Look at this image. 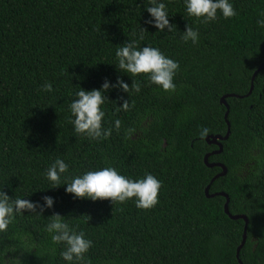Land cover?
<instances>
[{
	"label": "trees",
	"instance_id": "16d2710c",
	"mask_svg": "<svg viewBox=\"0 0 264 264\" xmlns=\"http://www.w3.org/2000/svg\"><path fill=\"white\" fill-rule=\"evenodd\" d=\"M164 2L172 31L144 23L148 0H0V187L12 199H55L43 216L25 212L0 233V264H65L63 245L45 231L53 213L92 241L89 264H238L244 222L224 214L225 198L204 194L221 173L204 164L218 149L205 138L226 133V95L240 98H225L230 135L207 162L226 174L208 193L226 194L229 214L248 221L241 263L264 264V28L256 23L264 0H231L237 15L218 11L209 23L189 17L183 0ZM187 25L199 31V43L181 39ZM140 27L148 30L143 40ZM132 40L179 62L175 93L115 66L117 49ZM118 77L141 84L128 97L106 93L132 105L127 112L104 105V126L119 119L120 129L101 141L75 133L69 104L79 87L99 89ZM45 82L51 93L41 91ZM57 158L69 177L107 166L132 179L150 173L162 182L159 203L143 210L133 200L77 199L64 185L51 188L45 175Z\"/></svg>",
	"mask_w": 264,
	"mask_h": 264
},
{
	"label": "clouds",
	"instance_id": "9594fccd",
	"mask_svg": "<svg viewBox=\"0 0 264 264\" xmlns=\"http://www.w3.org/2000/svg\"><path fill=\"white\" fill-rule=\"evenodd\" d=\"M183 2L187 15L201 23L215 22L218 11L225 19L237 15L231 0H183ZM145 10L148 13L145 24L157 31L163 32L165 29L172 31L173 25L169 21L170 15L164 0H148ZM256 23L258 28H264V16L257 19ZM146 32H148L146 28L140 27V40L144 39L143 34ZM199 35L198 30L187 25L181 39L185 43L191 41L195 45L199 43ZM115 58L117 61L115 66L130 78L143 74V78L161 91L169 94L176 92L174 78L180 69L179 62L166 56L158 47H139L137 41L132 40L117 49ZM113 90L122 91L128 97L130 91L139 93L141 84L132 82L129 85L118 77L115 82L105 78L99 89L84 90L79 87V91L75 93L76 98L69 104L70 123L75 133L92 141H101L107 140L114 129H120L119 119L113 121L112 127L104 126L106 123L104 105L108 101L114 102L117 112H127L132 105L128 98L119 102V105L117 100L120 98L109 100L106 93ZM41 91L51 93L52 83L45 82L41 86ZM208 131L207 128H202L198 135L204 138ZM68 171L69 165L63 159L57 158L47 168L45 179L51 183V188L64 185L65 193L77 199L109 200L111 203L119 204L133 200L136 207L143 210L152 209L159 203L162 182L150 173H146L143 178L132 179L120 174L112 166L89 170L72 177L66 175ZM41 199L42 205L39 201L30 199H12L3 191V187H0V233L6 232L15 218L25 212L43 216L45 209L53 207L54 197L43 195ZM50 217L45 231L51 235L54 244L63 245L60 256L65 264H89L87 253L93 244L85 237V232L78 230V226L71 225L59 213H53Z\"/></svg>",
	"mask_w": 264,
	"mask_h": 264
},
{
	"label": "water",
	"instance_id": "95a60500",
	"mask_svg": "<svg viewBox=\"0 0 264 264\" xmlns=\"http://www.w3.org/2000/svg\"><path fill=\"white\" fill-rule=\"evenodd\" d=\"M264 66V62L259 66L258 70L261 69L262 67ZM256 74H257V71L254 72L252 78H251V86H250V89H249V92L247 95L251 94L252 92V89H253V81L256 77ZM246 95V96H247ZM245 96V97H246ZM227 97H236V98H240L238 95H226V96H223L221 99H220V103L225 105V107L227 108V111L225 113V121H226V124H227V130H226V133L224 136H221V135H216V136H207L205 138V141L208 145H214L216 146L218 149L213 151L211 154H207L204 158V164L206 167L208 168H212V167H219L221 169V173H219L217 176H215L211 181H210V184L217 178L219 177H222L226 174V168L221 165V164H209L207 162V158L210 156V155H217V154H220L221 151H222V144L221 142L223 141H226L230 135V125L228 123V121L226 120V117H227V113H228V106L226 105V101H225V98ZM210 184L205 188L204 190V194L207 198H210V197H214V196H221L223 198H225V204L223 206V211H224V214H226L231 220H243L244 222V226H243V234H242V239H241V242H240V245L237 247L236 249V254H235V257L237 259V262L238 264H242L241 261L238 259L239 258V254H240V250L241 248L243 247L244 243H245V240H246V229H247V224H248V221L246 219L245 216L243 215H230L229 212H228V202H229V198L226 194H224L223 192H219V193H215V194H209L208 191H209V187H210Z\"/></svg>",
	"mask_w": 264,
	"mask_h": 264
}]
</instances>
